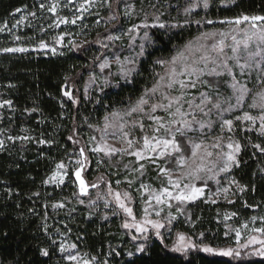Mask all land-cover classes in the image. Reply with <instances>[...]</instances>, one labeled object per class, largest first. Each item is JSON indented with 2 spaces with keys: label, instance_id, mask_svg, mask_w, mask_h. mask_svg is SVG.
I'll return each mask as SVG.
<instances>
[{
  "label": "trees",
  "instance_id": "obj_1",
  "mask_svg": "<svg viewBox=\"0 0 264 264\" xmlns=\"http://www.w3.org/2000/svg\"><path fill=\"white\" fill-rule=\"evenodd\" d=\"M46 1L0 0V140L4 142L0 148V264H69L59 250L63 242L75 244L74 250L88 258L97 257L95 264L105 260L108 264H264V259L235 261L196 251L182 257L165 247L176 232L199 244L224 247L234 245L228 224L264 227L260 219L264 217V151L253 146L264 147V136L255 131L242 130L238 123L233 126L240 152L237 164L226 175L232 181L230 195L215 203L199 200L190 204L188 216L172 224L165 245L150 239L141 253L134 252L136 243L123 231L122 215L77 199L71 166L79 159L84 138L96 134L105 116L128 107L151 87L163 69L157 61L168 60L187 41L219 26L220 21L264 16V0H209L206 9L190 12H186L189 0H119L114 32H124L136 21L133 15L123 14L132 7L137 21L157 20L165 26L148 29V43L126 80L115 77L111 84L86 93L82 92L86 69L98 52L92 42L53 56L3 51L36 46L48 38L51 17L41 7ZM19 12L27 17L17 27ZM88 27L92 26L84 31ZM100 32L93 33L89 41ZM87 156L86 179L91 181L104 173L96 170L98 163L108 165L103 158ZM58 163L70 167L68 180L62 185L45 183ZM55 204L64 207L54 208ZM225 215L230 217L225 220ZM42 249L49 255L43 256Z\"/></svg>",
  "mask_w": 264,
  "mask_h": 264
},
{
  "label": "rangeland",
  "instance_id": "obj_2",
  "mask_svg": "<svg viewBox=\"0 0 264 264\" xmlns=\"http://www.w3.org/2000/svg\"><path fill=\"white\" fill-rule=\"evenodd\" d=\"M118 1L119 0H92V2H89V0H47L42 9L51 17V25L48 30L49 33H47L48 38L39 42L36 46L15 48L27 49L23 52H40L53 56L59 55L63 50L71 48L77 49L81 47V45H86L92 42V44L98 49V52L87 66L86 75L82 85V92L86 93L95 86L111 84L112 79L115 77L120 80H126L134 72L136 61L141 57L144 47L148 43V29L153 27L152 25H159V23L157 20L153 21L145 18L144 20L137 21L139 17L135 15V10L132 7L131 10H124L123 14H125V17L127 18H129V15H133V20L136 21L128 26L124 32H114L117 24L116 21L118 20L115 9ZM189 1L191 11L203 7L202 0H199V3L198 0ZM53 5H55V12L49 11V8ZM82 5L83 10H81ZM106 10L109 13L104 16V12H107ZM18 17L19 23L17 27L25 24L27 16L26 13L19 12ZM111 17H114V19ZM62 18L68 22H61ZM73 20H75V23H72ZM234 20L235 19L226 20L223 21V23L220 21L219 23L221 24L219 26L203 31L192 40L187 41L185 45L176 50L174 54L166 60L170 61L174 56H177L178 53L183 52L184 58L178 60V65L186 63L193 67L204 69V72L200 74L196 87L183 90L185 95L181 104L182 111L195 112L198 120L204 121L206 124L210 122V127H204L203 129L200 128L199 124L193 123V130L187 132V136L192 137L198 142L203 141L207 150L213 153H215L217 149H213L211 145L216 142L217 136H223L225 138L221 142L225 145L222 149L224 152L229 151L226 147L229 142L238 143L232 134V129L235 123H238L242 127V130L255 131L259 134L258 120L255 125H253L248 121L236 120V117L243 116L245 112H248L251 115L259 114V108L254 109L251 108L250 105L253 97L264 91V42L253 37L247 42V47H245L243 42L236 45L235 41L232 39L233 36L236 37L237 41H243L246 32H258V28H252L250 21H245L239 25L228 23V21ZM143 24H147L148 27H138ZM261 24H264V21L257 22L258 26ZM88 25L92 26L91 28L88 27L90 31H84ZM129 29H132V31H129ZM98 32H100V34L93 41H89L91 35ZM145 33H147V39L145 38ZM205 33H215V35L205 36ZM221 33H223L224 36H221ZM109 36L118 37V39H109ZM221 39L224 40L223 52H220L219 49L213 51L212 45L218 44ZM41 43H44L46 47L41 48ZM141 44L144 45L143 49L140 47ZM233 47H237L235 53L232 51ZM53 49H55V51H53ZM203 56H208L209 59L207 61L201 59ZM117 58H119V62H117ZM105 61H107V66L101 69L100 65L104 64ZM213 61H215V63H213ZM205 64H207V67H205ZM225 64L227 67H224ZM240 65H245V67L241 68ZM168 67V64H164L162 67L163 69H161L159 74L166 75ZM212 68H215L216 72L220 74L217 75L213 73L212 75H209L208 72ZM181 79L187 81L189 77L186 75L181 77ZM191 79L196 80V77L193 76ZM158 80L159 76H157L155 82L147 90H151ZM205 81L208 83H202ZM232 84H236L237 88L244 86L250 90L245 93L243 100L239 104L237 103V97L240 93L231 87ZM160 91L167 92L171 96H178L181 94L178 85L175 90L161 88ZM201 92L209 94L213 98V102L219 97L222 101L220 109L212 108L211 105H207L205 111H208V109L211 108V112L208 115H204L199 110L195 109L194 105L199 103ZM71 99H73V97ZM155 99L157 101L160 99L159 93L156 94ZM187 100L193 101V107H189L185 102ZM74 101H76V97L74 98ZM137 101L138 100L134 101L124 109L114 111L119 113L123 119L113 118L111 114L107 115V123L111 126L105 130L104 125L106 121L104 118L101 125L98 128H95L96 134L84 138L82 145L85 149L84 157L79 156V159H76L75 164L73 163L71 166L73 167L72 176L75 181L77 199L86 200V203L92 208L104 206L105 208L110 210L113 209L116 213L122 215V229L130 239L136 243L134 252L141 253L142 251H137V249L142 246L144 250L146 242L150 239H156L165 245L164 241L167 240L166 236L171 232L172 224L178 219H185L188 216L189 212L187 207L190 204H194V202L199 200H204L208 203H215L218 198H227L230 195L232 181L230 182L226 179V175L237 163L232 165L229 171L221 172L218 167H212L213 161L216 159L215 155H213L212 157L206 158V171L199 174L202 178L192 180L191 178L182 177L180 175V172L186 171V169L182 170L175 165H165L164 160L158 159L156 163H152L148 159L138 160L136 156L127 154H117L109 160V158L105 157L103 153L92 152L90 149L100 142L101 136H105L107 143L112 147L126 149L127 144L121 141L123 133L119 130L120 124L125 125L124 132L130 133L128 139L139 141L138 144L133 145L134 148L142 146L141 137L143 135L153 134V128H155L156 125L153 121L149 120L146 115L141 113H133L131 116L124 115V113L133 107ZM164 102L166 103L167 101ZM176 106L177 105L173 104L172 111L175 110ZM146 111H148L147 108ZM154 115L164 117L165 123L171 119L168 112L159 109ZM187 118L191 119V117ZM177 119H179V117H177ZM224 119H231L233 121L231 131H229L227 127H225L223 132L220 130L221 123ZM141 122L145 125L143 132H141L139 127ZM179 126L180 125H175L174 127ZM114 132L115 135H113ZM92 137H96V139L93 140ZM228 137H231V141L228 140ZM177 140L182 142L183 151L190 154L191 149L187 140L179 135H177ZM201 151L203 152V150ZM87 153L93 154L96 158L100 157V160L98 161H101L103 158L104 162L108 165V167H106V164L104 165L103 161L98 163V166L95 167L96 170L104 173L97 174L91 181L86 179V172L90 165ZM238 154L239 153H236V160ZM148 155L151 156L155 154L149 153ZM77 160L84 161L81 178L85 180V183L88 186L86 195L80 194L79 181L76 180L75 177V170L79 167L76 163ZM110 164H113V168L110 167ZM125 165L127 167H125ZM141 165H143L142 170L136 171ZM64 166L63 169L58 170L64 176L63 183L68 180V170L70 169V167H67L65 164ZM161 166L175 169L171 175L173 180H181V188H183V184L191 182L195 187L203 189L200 196L192 201L178 203L175 200H171L163 205H157L155 200H152L151 205H148L146 202L151 199V193L159 192L162 187H168L169 191L173 192V194L178 191L168 184L166 177L160 175ZM55 171H57L56 165L49 178ZM117 181H119V183H117ZM129 181H132V183L129 184ZM48 183L51 185L63 184H58L56 181L49 179ZM92 184H97L98 186L92 187ZM109 185L111 186L112 194H109ZM143 185L149 187L146 188L143 187ZM225 188L228 189L227 193L223 192V189ZM115 192H120L122 198L123 193H129L130 200L126 201V203L132 208L133 214L137 218V222H139L144 216L143 209L148 207V219L157 220L164 225V227L160 229V235L157 236L156 231L151 225H146L148 230L143 234L138 233L135 228L125 229L123 224L125 222L131 223L132 219L116 204L114 196ZM169 203L172 205L171 208L168 207ZM177 209H179V211ZM157 210L160 211V216L155 215ZM169 213L174 219L169 218ZM227 216L230 217L229 215ZM244 225L245 224L240 227H233L228 224L226 226L227 233L234 234V245L232 246L211 247L206 244H199L196 240L182 233L192 244L195 245V247L188 249L187 252H176L173 251V249L178 243V234H181L180 232H176L172 234L170 242L167 243L165 247L171 254L182 257L196 251L209 256L225 257L235 261L245 259H264V257L258 254L262 245L253 242V237L260 240L264 239V235L253 231L252 229H254V227L252 224H247V228H245ZM235 230H239V237L236 236ZM133 236L136 237L135 240L133 239ZM62 245L66 248H69L70 246V244L66 242H63ZM244 245H247V247H244ZM204 246H208L214 250L233 249L234 254L232 256H221L218 254V251L205 253L201 250ZM69 252L85 259H90L83 254L77 253L74 249L69 248ZM69 252H65V255L67 256ZM236 252H239L238 256L235 255ZM92 264H95L94 261Z\"/></svg>",
  "mask_w": 264,
  "mask_h": 264
},
{
  "label": "snow or ice",
  "instance_id": "obj_3",
  "mask_svg": "<svg viewBox=\"0 0 264 264\" xmlns=\"http://www.w3.org/2000/svg\"><path fill=\"white\" fill-rule=\"evenodd\" d=\"M89 2H92V0H89ZM199 3V0H198ZM203 7L206 9L209 6V0H202ZM43 7V5H41ZM81 10H83V5L81 6ZM19 11V9H17ZM49 11L55 12V5L49 8ZM191 8L186 9V12H190ZM32 15H35V13H32ZM114 19V17H111ZM158 19V17H157ZM245 21L251 22L252 28H258V32H252V33H245V39L243 41H237L236 37L233 36L232 39L235 41L236 45H239L240 43H244L245 47H247V42L251 40L253 37H256L261 42H264V24L257 25L258 21H264V16H247L243 15L234 21H228V23H235L237 25L242 24ZM61 22L67 23V20H64L62 18ZM72 23H75V20L72 21ZM197 24L200 23V21H196ZM207 23H213V21L208 20ZM223 23V21H222ZM153 27H160L163 28L165 25L163 23H160L159 25H152ZM138 27H148L147 24L139 25ZM0 31H3V29H0ZM129 31H132V29H129ZM205 36H214L215 33H205ZM221 36H224L223 33H221ZM145 38L147 39V33H145ZM19 39V37H17ZM62 39V37H61ZM109 39H118V37H112L109 36ZM41 48H45L46 45L44 43L40 44ZM141 49H143L144 45H140ZM219 49L220 52H223L224 49V40L221 39L218 44L212 45V50L216 51ZM27 49L24 48H5L3 51L5 52H23ZM55 51V49H53ZM233 53L237 51V47L232 48ZM184 58V53L180 52L177 56H174L170 61H157V63H160L163 67L164 64H168L169 67L166 71V75H160L157 73L156 75L159 76V80L156 81L153 88L151 90H145L144 94L138 99L136 104L131 107L128 111L124 113V115L131 116L133 113H141L147 116V118L151 121H153L156 125L155 128H153V134H146L141 137L142 139V146L139 148H134V144H138L139 141H133L132 139H128L130 133L124 132V124L119 125V130L123 135L121 136V141L127 144V148H115L109 145L106 141L105 136L100 137V142L93 146L90 150L94 153H103L105 157H108L109 160L113 156H116L117 154L120 155H134L137 157L138 160L148 159L152 163H156L158 159L164 160L165 165H175L176 167L186 171H181L180 175L182 177L191 178L192 180L195 179H201L202 177L199 175L202 172L206 171V158L212 157L215 155L216 159L213 161V168L218 167L221 172H227L230 170L232 165L237 163L236 160V153H239L240 151V144L239 143H232L229 142L226 147L229 149L228 152H224L222 149L225 145H223L221 142L225 139L223 136H217L216 142L211 145L213 149H217L215 153L208 151L207 147L204 145L203 141H196L192 137L187 136V132H190L193 130V123L199 124L200 128L203 129L204 127H210V122L205 123L204 121L198 120L195 112L189 111L184 112L182 111V104L181 101L184 98V89L186 88H195L196 83L200 78V74L204 72L203 68H197L193 67L191 65H188L186 63H182L178 65V60H181ZM201 59L207 61L209 59L208 56H203ZM117 62H119V58H117ZM215 63V61H213ZM107 66V61H105L104 64H101L100 67L103 69ZM205 67H207V64H205ZM224 67H227L225 64ZM241 68L245 67V65H240ZM213 73L219 75L220 73L216 72L215 68H212L209 70L208 74L212 75ZM188 76L189 79L186 81L184 79H181V77ZM195 76L196 80L191 79V77ZM163 82V83H162ZM202 83H208V82H202ZM179 86V90L181 92L178 96H171L167 92L160 91L161 88H165L168 90H175L176 86ZM231 87L234 90L239 91L240 95L237 97V103L239 104L243 98L246 92H249L250 90L247 89L244 86H241L240 88H237L236 84H232ZM159 93L160 99L157 101L156 94ZM66 96L71 99V93L65 92ZM201 98L199 103H196L194 105L195 109L199 110L204 115H208L211 112V108L208 109V111H205V108L207 105H211L212 108L220 109L222 101L219 99V97L216 98L215 102H213V98L204 92H201L200 94ZM154 101V102H150ZM164 101H167L166 103ZM75 102V101H74ZM189 107H193V101L187 100L185 101ZM5 103L10 104V101H6ZM173 104L177 105L175 110L172 111ZM0 107H3L2 104H0ZM251 108H259V114L258 115H251L248 112H245L243 116H237L236 120H243L248 121L251 124L255 125L256 121H259V134L264 136V91L258 93L256 96L253 97L252 103L250 105ZM146 108L148 111H146ZM162 110L164 112H168L171 116V119L168 120L167 123L164 122V117L154 115L157 110ZM35 110V109H34ZM113 118H119L123 119V117L120 116L119 113L113 112L111 113ZM179 117V119H177ZM187 117H191V119H188ZM105 130L110 127L107 123L108 117L105 116ZM175 125H180L179 127H174ZM233 126V121L231 119H224L221 123L220 130L223 132L225 127L229 131H231ZM141 132H143L145 125L141 122L139 124ZM115 135V132L113 133ZM177 135L184 137L188 144L190 145V154H187L183 151L182 148V142L177 140ZM9 139H13L11 136L8 137ZM20 139H28V137H20ZM71 140L72 137H69ZM93 140L96 139V137H92ZM228 140L231 141V137H228ZM41 143H44V141H40ZM4 142L3 140H0V148H3ZM255 148L259 149L260 151H264V147H262L260 144L253 145ZM131 150V151H129ZM203 150V152L201 151ZM85 149H80V156L84 157ZM149 153H154L155 155L149 156ZM86 159V158H85ZM77 165L79 167L75 170V177L76 180L79 181V187H80V194L86 195L88 186L85 183V180L81 178V172L84 167V161L83 160H77ZM65 166L63 163L56 164V169L53 173V175L49 178V180L56 181L58 184H62L64 181V176L58 171L60 169H63ZM125 167H127L125 165ZM143 168V165L140 166V168H137L136 171H141ZM175 171L174 168H170L167 166H161L160 167V175H163L166 177L167 182L169 185H171L173 188L177 189L178 191L173 194V192L169 191L168 187H162L159 192H153L151 193V199H149L146 203L148 205H151L152 200H155L157 205H163L167 203L168 201L175 200L178 203H183L184 201H192L200 196L203 189L195 187L191 182L183 184V188H181V180L176 179L173 180L171 173ZM48 181H45L47 183ZM119 183V181H117ZM132 181H129V184H131ZM92 187H97V184H92ZM143 187H149L147 185H143ZM223 192L227 193L228 189H223ZM109 194H112L111 186L109 185ZM219 194V193H217ZM115 201L116 204L120 209H122L128 217H131L132 222L128 223L125 222L123 224V227L125 229H132L135 228V230L138 233L143 234L148 229L146 225H151V227L156 231L157 236L160 235V229L164 227L162 223H160L157 220H151L148 219L149 215V209L148 207H145L143 209L144 216L143 218L137 222L136 216L133 214V210L131 207L128 206L126 201L130 200V195L128 192L123 193V198L121 196L120 192H115ZM82 203V201H81ZM54 208H62L64 207L63 204H55L53 205ZM168 207L171 208L172 205L169 203ZM179 211V209H177ZM115 214V213H114ZM160 211L157 210L155 212L156 216H160ZM235 215V214H233ZM169 218L174 219V217H171V214L169 213ZM229 217L226 215L225 219H228ZM257 217H252V220L255 221ZM261 222L264 223V217H261ZM245 228H247V224L244 225ZM255 232H259L262 235H264V227L254 228L252 229ZM236 231V236H240L239 230ZM133 239L135 240L136 237L133 236ZM178 243L173 249V251L176 252H187L188 249L195 247L194 244H192L183 234H178ZM238 242V241H237ZM254 243H259L262 245V247L259 249L258 254L262 257H264V239L257 240L255 237H253ZM53 244H55V240H53ZM244 247H247V245H244ZM71 249H75L76 245L72 244L69 246ZM69 248H66L64 245H60L59 250L63 254L65 252H69ZM205 253H213L214 251H218V254L221 256H232L234 254L233 249H225V250H214L208 246H204L202 249ZM137 251H143V247H139ZM41 254L43 256H48L49 252L47 249H42ZM118 255V253H117ZM129 255H132L129 253ZM235 255H239V252H236ZM67 261H69V264H92L93 261L97 260V257H91L90 259H85L83 257H80L78 255L72 254L69 252V254L65 257ZM102 264H108V261L105 260L102 262Z\"/></svg>",
  "mask_w": 264,
  "mask_h": 264
}]
</instances>
